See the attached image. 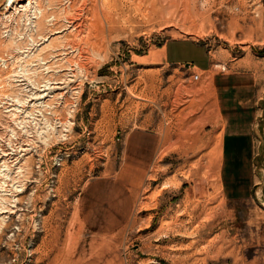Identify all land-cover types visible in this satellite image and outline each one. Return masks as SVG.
<instances>
[{
	"label": "rangeland",
	"instance_id": "obj_1",
	"mask_svg": "<svg viewBox=\"0 0 264 264\" xmlns=\"http://www.w3.org/2000/svg\"><path fill=\"white\" fill-rule=\"evenodd\" d=\"M0 173V264H264V0H0Z\"/></svg>",
	"mask_w": 264,
	"mask_h": 264
},
{
	"label": "bare ground",
	"instance_id": "obj_2",
	"mask_svg": "<svg viewBox=\"0 0 264 264\" xmlns=\"http://www.w3.org/2000/svg\"><path fill=\"white\" fill-rule=\"evenodd\" d=\"M198 78H199V75H198ZM46 121L48 120L47 118L45 119ZM48 124V123H47ZM51 124V123H50ZM47 129V128H46ZM44 130V129H43ZM54 131V130H53ZM43 132H41V134H40V136L42 137V138H45V134H42ZM46 133L47 134H55V133H51V131L50 130H46ZM43 135V136H42ZM224 150V149H223ZM220 157H221V153H220ZM9 168V167H8ZM5 169V168H4ZM3 169V170H4ZM21 169H23V168H21ZM6 170H7V168H6ZM2 171V170H1ZM3 172V171H2ZM7 172V171H6ZM22 173V172H21ZM1 174V173H0ZM3 174H5V173H3ZM9 174V173H8ZM11 180V179H10ZM16 180V179H15ZM157 180V179H156ZM15 182V181H14ZM4 183H6V181L4 182ZM4 183H3V185H4ZM2 185V186H3ZM1 186V185H0ZM16 186V185H15ZM8 188V187H7ZM13 188V187H12ZM25 189H26V184L24 183V181H20L19 182V184H18V186H16L15 187V191L13 190V189H10V191L12 192V198H10V202H12V204H13V206H11V207H9L8 205H1L2 204V202H1V204H0V215L2 214V213H5V212H8V211H10V212H12V213H14V211H16V213H18V211L19 210H21V209H17V208H19V205H18V203L19 202H21L22 201V198H21V196L19 197V195H21L22 193H24L25 192ZM7 191V190H6ZM5 192V191H4ZM8 192V191H7ZM11 194V193H10ZM31 195H33V194H31ZM8 197V196H7ZM2 199V198H1ZM11 199H13V200H11ZM4 203H8V201L6 202H4ZM3 203V204H4ZM7 217V216H6ZM5 216H3V217H0V237H2V236H4V232L6 231V229H10V228H12L13 226H15V224L12 222V217L9 219V220H7V218H6ZM20 227V228H19ZM19 227H17V230L19 231L20 229H21V226H19ZM18 231H15L14 233H13V237L14 238H17L18 237ZM4 260V254H3V252L2 251H0V262L1 261H3Z\"/></svg>",
	"mask_w": 264,
	"mask_h": 264
},
{
	"label": "crops",
	"instance_id": "obj_3",
	"mask_svg": "<svg viewBox=\"0 0 264 264\" xmlns=\"http://www.w3.org/2000/svg\"><path fill=\"white\" fill-rule=\"evenodd\" d=\"M221 149H222V151H221V157H220V164H221V167H222V164H223V161H224V150H223L224 149V144H222V148ZM134 169L136 170L137 167H135ZM122 180L126 182V180H124V179H122ZM129 184H130V187L127 190L130 192L129 195L132 198L131 208H133V207L136 206V193H137V191H136L135 187L131 184V182H129ZM124 187H126V186L124 185Z\"/></svg>",
	"mask_w": 264,
	"mask_h": 264
},
{
	"label": "built area",
	"instance_id": "obj_4",
	"mask_svg": "<svg viewBox=\"0 0 264 264\" xmlns=\"http://www.w3.org/2000/svg\"><path fill=\"white\" fill-rule=\"evenodd\" d=\"M195 77L198 78V75H196Z\"/></svg>",
	"mask_w": 264,
	"mask_h": 264
}]
</instances>
